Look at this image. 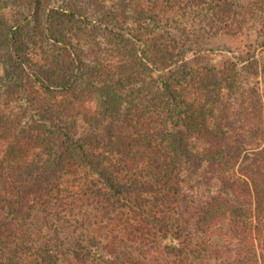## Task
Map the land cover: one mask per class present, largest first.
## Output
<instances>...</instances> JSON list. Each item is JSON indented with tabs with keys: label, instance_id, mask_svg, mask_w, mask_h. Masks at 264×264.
I'll use <instances>...</instances> for the list:
<instances>
[{
	"label": "trees",
	"instance_id": "obj_1",
	"mask_svg": "<svg viewBox=\"0 0 264 264\" xmlns=\"http://www.w3.org/2000/svg\"><path fill=\"white\" fill-rule=\"evenodd\" d=\"M164 7L0 6V264H264V95Z\"/></svg>",
	"mask_w": 264,
	"mask_h": 264
},
{
	"label": "rangeland",
	"instance_id": "obj_2",
	"mask_svg": "<svg viewBox=\"0 0 264 264\" xmlns=\"http://www.w3.org/2000/svg\"><path fill=\"white\" fill-rule=\"evenodd\" d=\"M10 1L0 0V6ZM174 1L156 0L165 6L159 11L166 20L169 31L190 46L207 51L209 49L219 54L218 58L212 60L213 63L226 56L235 61L239 67L244 66L243 81L255 88L262 97L264 95V75L261 70L264 67V0H229L230 3L225 6L224 12L233 16L232 21L229 20L227 25H221L220 29L213 30L206 26L209 20H213V11L201 9L203 7L190 10L183 5L174 4ZM128 25L135 26L131 20L128 21ZM99 38L102 42L110 40L109 37ZM78 44L81 53V46L83 49L85 47V44H81V37ZM234 52L241 53L242 60L250 59V56L254 55L259 63L257 68L259 75H256L255 69L252 70L251 65H246L247 60L241 62ZM219 188L220 185L213 180L211 184L201 186L200 190L217 191Z\"/></svg>",
	"mask_w": 264,
	"mask_h": 264
}]
</instances>
